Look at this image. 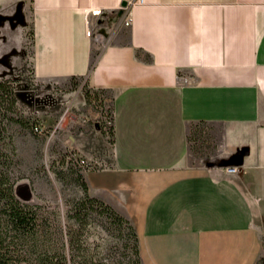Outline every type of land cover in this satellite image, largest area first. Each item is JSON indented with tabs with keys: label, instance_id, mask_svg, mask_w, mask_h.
Instances as JSON below:
<instances>
[{
	"label": "crops",
	"instance_id": "crops-1",
	"mask_svg": "<svg viewBox=\"0 0 264 264\" xmlns=\"http://www.w3.org/2000/svg\"><path fill=\"white\" fill-rule=\"evenodd\" d=\"M0 20L5 46L31 24L36 80L110 97V165L83 176L130 222L141 264H258L264 0H0ZM243 148L238 176L217 166Z\"/></svg>",
	"mask_w": 264,
	"mask_h": 264
},
{
	"label": "rangeland",
	"instance_id": "rangeland-1",
	"mask_svg": "<svg viewBox=\"0 0 264 264\" xmlns=\"http://www.w3.org/2000/svg\"><path fill=\"white\" fill-rule=\"evenodd\" d=\"M4 25L0 20V81L15 83L18 100L14 117L21 121L8 123L4 150L11 159L18 198L57 212L65 230L82 235L90 255L109 264H133L127 231L115 225L110 215L91 210L85 228L69 217L73 204L84 198L79 178L84 179V169L110 165L111 138L100 129V104L110 106V97L92 92L79 79L36 80L31 24L26 25L23 37L18 31L10 32L7 46L3 44ZM204 132H208L206 126L197 127L194 136L201 138ZM81 160L86 162L85 168L79 166ZM258 264H264V256Z\"/></svg>",
	"mask_w": 264,
	"mask_h": 264
},
{
	"label": "trees",
	"instance_id": "trees-1",
	"mask_svg": "<svg viewBox=\"0 0 264 264\" xmlns=\"http://www.w3.org/2000/svg\"><path fill=\"white\" fill-rule=\"evenodd\" d=\"M17 100L15 83L1 80L0 264H109L90 255L85 249L82 235L77 234L73 229L65 230L57 212H47L42 206L29 205L18 198L10 173L11 159L4 150L8 123L21 122L14 117ZM100 106V129L103 135H107L106 131H108L113 142L114 126L105 124V118L111 119L113 123L112 104L108 107L101 104ZM105 126H107L106 131H104ZM79 178L82 182L84 198L73 204L69 217L74 219L81 228H85L88 225L91 210L110 215L115 225L124 226L127 231L126 235L131 242L130 248L134 256L133 264H141L138 238L130 222L102 200L91 197L86 181L81 176ZM51 215L55 216L52 222L48 223Z\"/></svg>",
	"mask_w": 264,
	"mask_h": 264
},
{
	"label": "built area",
	"instance_id": "built-area-1",
	"mask_svg": "<svg viewBox=\"0 0 264 264\" xmlns=\"http://www.w3.org/2000/svg\"><path fill=\"white\" fill-rule=\"evenodd\" d=\"M140 3L143 2V0H139ZM131 22H132V18H131V14L128 13V15L126 16L125 20H124V25L125 26H130L131 25ZM108 107V106H107ZM105 124L107 126H111L113 123H112V120L111 119H106L105 118ZM107 126L104 127V131L107 130ZM107 135L109 138H110V135L108 133V131H106ZM79 166L82 167V168H85L87 166L86 162L81 160L80 163H79ZM221 170H223L227 175L229 176H238L241 172V168L238 167V166H227V167H219Z\"/></svg>",
	"mask_w": 264,
	"mask_h": 264
},
{
	"label": "water",
	"instance_id": "water-1",
	"mask_svg": "<svg viewBox=\"0 0 264 264\" xmlns=\"http://www.w3.org/2000/svg\"><path fill=\"white\" fill-rule=\"evenodd\" d=\"M248 148H243L238 153L231 156L230 160L228 162L226 161H220L217 163L218 167H227V166H238L241 167L243 164V158L244 156L248 155Z\"/></svg>",
	"mask_w": 264,
	"mask_h": 264
}]
</instances>
